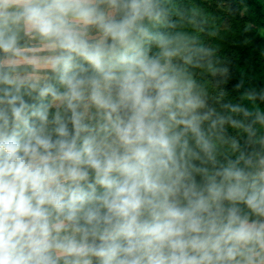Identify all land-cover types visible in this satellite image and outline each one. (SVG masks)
I'll return each mask as SVG.
<instances>
[{
	"label": "clouds",
	"instance_id": "clouds-1",
	"mask_svg": "<svg viewBox=\"0 0 264 264\" xmlns=\"http://www.w3.org/2000/svg\"><path fill=\"white\" fill-rule=\"evenodd\" d=\"M227 27L0 0V264H264V83L229 87Z\"/></svg>",
	"mask_w": 264,
	"mask_h": 264
},
{
	"label": "trees",
	"instance_id": "trees-1",
	"mask_svg": "<svg viewBox=\"0 0 264 264\" xmlns=\"http://www.w3.org/2000/svg\"><path fill=\"white\" fill-rule=\"evenodd\" d=\"M207 2L209 8L220 15L226 14L229 10L233 11L230 8L235 3L244 12L245 26L231 45L230 62L233 78L229 87L240 80H244L246 85L264 83V0H207Z\"/></svg>",
	"mask_w": 264,
	"mask_h": 264
},
{
	"label": "rangeland",
	"instance_id": "rangeland-1",
	"mask_svg": "<svg viewBox=\"0 0 264 264\" xmlns=\"http://www.w3.org/2000/svg\"><path fill=\"white\" fill-rule=\"evenodd\" d=\"M199 2L203 3L207 8H209L210 6L207 0H199ZM230 9L233 11L229 10L224 15L222 14L220 15L219 12L217 13L215 12V14H217L220 17V19L228 26L225 30H222L221 32L222 39H220L218 42L221 47V54L229 61L231 59V54H232L231 45L239 37L242 27L245 26L243 10H240L236 3L232 4ZM209 10L212 11L210 8Z\"/></svg>",
	"mask_w": 264,
	"mask_h": 264
}]
</instances>
